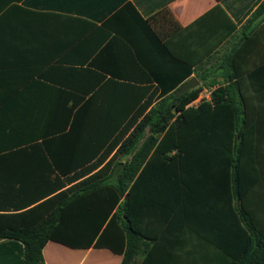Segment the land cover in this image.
<instances>
[{"label": "crops", "instance_id": "0c3cea01", "mask_svg": "<svg viewBox=\"0 0 264 264\" xmlns=\"http://www.w3.org/2000/svg\"><path fill=\"white\" fill-rule=\"evenodd\" d=\"M234 52L239 74L231 81ZM192 78L205 101L235 84L237 103L248 106L255 155L247 207L264 233V0H0V215L17 213L29 186L66 181L59 169L111 160L119 146L99 163L114 138L99 144L90 121L123 120L117 136L146 103L144 114L161 101L163 89ZM189 198L186 223L178 214L147 215L132 264H223L219 249L229 244L214 224L226 211L223 197L218 206L216 194ZM202 198L213 212L196 211ZM44 257L46 264L124 260L109 249L55 242ZM0 264H22L18 242L0 239Z\"/></svg>", "mask_w": 264, "mask_h": 264}, {"label": "trees", "instance_id": "16d2710c", "mask_svg": "<svg viewBox=\"0 0 264 264\" xmlns=\"http://www.w3.org/2000/svg\"><path fill=\"white\" fill-rule=\"evenodd\" d=\"M162 46L169 52L167 45ZM237 55L229 58L231 81L239 74ZM190 75L186 73V78ZM179 89H163L161 101L144 114L152 105L146 103L117 136L123 120L90 121L86 127L98 130L94 139L99 144L114 138L99 163L119 146L111 160L102 168L59 169L66 181L29 186L34 190L14 205L17 213L0 215V239L20 244L22 264H46L44 249L49 242L76 250L109 249L124 256L123 264H132L139 254L132 242L145 237L147 215L178 214L186 223L190 193L216 194V206L223 197L226 211L221 218L214 216L229 244L219 249L223 264H264V233L247 207L255 155L248 106L237 103L235 84L218 87L211 101L196 107L189 105L203 87L177 96ZM140 91L144 95L146 89ZM129 155L130 162L120 161ZM66 185V190L38 203ZM204 199L197 200L196 211L213 212L214 205Z\"/></svg>", "mask_w": 264, "mask_h": 264}, {"label": "water", "instance_id": "95a60500", "mask_svg": "<svg viewBox=\"0 0 264 264\" xmlns=\"http://www.w3.org/2000/svg\"><path fill=\"white\" fill-rule=\"evenodd\" d=\"M199 85V81L196 78H192L179 89V91L177 92V96H181L191 90H194L198 88Z\"/></svg>", "mask_w": 264, "mask_h": 264}, {"label": "built area", "instance_id": "2783aa9c", "mask_svg": "<svg viewBox=\"0 0 264 264\" xmlns=\"http://www.w3.org/2000/svg\"><path fill=\"white\" fill-rule=\"evenodd\" d=\"M206 96L203 95V96H199L198 99H196L194 102H192L189 107H195V106H198L199 104H201L202 102H204L206 100Z\"/></svg>", "mask_w": 264, "mask_h": 264}]
</instances>
